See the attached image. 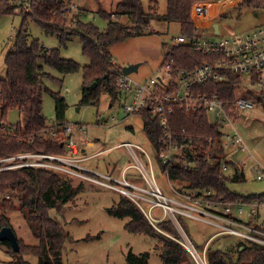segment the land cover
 I'll return each mask as SVG.
<instances>
[{"label": "trees", "instance_id": "1", "mask_svg": "<svg viewBox=\"0 0 264 264\" xmlns=\"http://www.w3.org/2000/svg\"><path fill=\"white\" fill-rule=\"evenodd\" d=\"M70 1L22 0L16 3L17 0H0V16L13 15L18 10L24 16L23 26L16 35L14 49L5 58L7 75L0 78V156L22 152H67L66 143L62 139H54L49 133L51 127L57 131L67 123L65 97L51 91L46 85L47 80L54 79L50 68L64 74L83 69L82 103L97 104L104 89L113 92L117 88L118 77L122 72L123 66L113 61L110 51L113 44L149 30L152 20L177 21L181 26V34L189 39L199 37L201 34L196 19L206 16L209 11V0H167L164 14L159 13L156 0H149L150 7L145 6L144 0H120L111 12L101 9V16L109 20L108 28L101 30L91 22L82 21L80 13L78 21L73 23L69 13L63 12ZM24 2L29 5V9L26 10ZM240 4L255 10L264 9V0H242ZM114 14L118 17L128 16L132 24L121 23L113 18ZM29 19L46 32L58 35L62 44L70 36L80 34L83 52L90 58V63L82 68L77 62L65 58L59 49H48L38 39L31 40L26 28ZM174 49L172 64L175 68L191 69L208 59L207 55L196 52L188 43L180 44ZM93 82L97 84L91 88ZM212 85L215 90H223L229 98H233L236 87L241 86V79L239 76H231L230 82L226 84ZM47 92L56 104L55 126L49 124L43 111L44 94ZM249 95L257 102H264L262 92L250 90ZM14 107H18L20 120L17 124L10 125L7 123V115ZM142 115L145 120L144 129L156 144L163 129L151 111L146 110ZM171 118L172 124L179 131L185 128L190 134L206 136L219 132L204 112H187L176 107ZM2 121L6 124L4 128ZM200 145L208 148L205 142ZM196 148L200 150L199 146ZM240 158L237 152L228 159L229 173L223 170V158L216 156L208 159L202 156L194 159L190 156L175 157L168 163L160 160L159 164L164 172H168L178 191L197 190L202 195L208 192L206 198L216 202H247L259 199L263 204L264 193L243 194L231 188V183L246 181V174L239 163ZM193 160L195 162L191 165ZM82 189L83 183L74 185L72 179L62 177L54 169L46 167H21L0 172V230L5 226L12 227L18 237L20 249L15 251L9 241L1 239L0 246H7L8 252L17 257L14 263L24 264L23 260L29 262L25 256L33 255L38 264H65L63 252L70 237L64 225L51 216L50 210L57 208L62 211L63 206L75 200ZM13 212H19L29 222L32 231L29 241L20 237L13 226ZM107 212L115 217L127 218L125 227L128 230L155 239L164 264H196L188 250L177 240L181 236L168 218L158 220L154 225L140 205L123 193L115 204L107 208ZM177 213L179 221L184 222L183 216L186 215ZM246 223L251 225V222ZM254 226L264 231V220ZM215 240L216 238L211 239L206 248L208 264H264V243L240 236L239 241L228 243L225 249H221L213 246ZM150 257L148 251L138 254L129 251L127 263L151 264Z\"/></svg>", "mask_w": 264, "mask_h": 264}, {"label": "rangeland", "instance_id": "2", "mask_svg": "<svg viewBox=\"0 0 264 264\" xmlns=\"http://www.w3.org/2000/svg\"><path fill=\"white\" fill-rule=\"evenodd\" d=\"M18 1L22 2V0H17L16 3H19ZM119 1L77 0L81 7L80 19L95 24L101 30H106L109 26V20L102 17L100 11L101 9L108 12L115 10ZM156 1L159 13L164 14L167 8V0ZM65 2L68 3L69 0H65ZM241 2L242 0H209L208 14L196 19V25L199 27L201 36L218 39L245 33L263 25L264 9L255 10L240 4ZM144 3L146 7L150 5L149 0H144ZM24 6L26 10L30 8L27 3ZM113 18L124 24H132L131 19L126 15L118 17L117 14H114ZM23 23L24 16L19 10L13 15L0 16V78H5L7 75L5 58L14 49L17 32L22 28ZM214 23L219 25V33L215 32ZM150 26L149 30L110 47L113 61L115 60L118 65L140 63L138 71L130 73L131 77L137 81L149 79L159 72L167 47L181 35V26L177 21L152 20ZM26 28L30 33L31 40L38 39L48 49H59L65 58L77 62L82 68L90 63V58L83 52V40L80 34L70 36L66 43L62 44L58 35L46 32L31 19L27 21ZM49 71L54 79L47 80L46 85L51 91L64 96L67 102L66 124L74 123L84 127L77 133V136L81 138L82 147L86 149V155L103 151L88 161L80 163L84 166L91 164V166L88 165L90 168L105 175L113 176L115 181L112 180L111 182L116 184V189H114L98 182L95 183L92 179H85L81 175L73 173L68 167H65L68 170L58 171L60 176L72 179L74 185L83 183L82 191L75 200L64 205L62 211L57 208L50 210L51 216L64 225L70 237L66 241V248L63 252L65 264H128L129 251L137 254L148 251L151 255V264H164L155 239L146 234L128 230L125 227L127 218L115 217L107 212V208L115 204L123 193L117 187L132 190L141 195L152 190L151 180L143 177L136 167L130 166L123 174L126 166L135 163L125 146L106 150L108 147L119 145L125 141L139 144L148 151L153 162L157 185L170 201L169 205H157L148 198L140 200V207L154 225H156V221L165 218L174 223L179 236H181V239L177 238V240L184 241L183 243L180 241V243L188 250L196 264L199 263L188 245L193 251L196 249L199 256L208 264L206 248L211 239L216 238L213 246L221 249H225L228 243L239 241L240 236L234 233L240 232H222L223 227L221 229L217 225L221 222L205 214L203 211L205 209H202L203 205H185V203L190 204V202L181 200L182 195L173 191L170 180L159 164L156 145L144 129L143 115L130 113L124 108V103L128 101L125 91L119 88L113 92L104 89L97 104H83V69L67 74L53 68H50ZM238 95H245V91H239ZM55 110L54 98L50 93H45L43 111L48 122H50L49 124L54 126L56 122ZM243 114L246 117L240 116L237 120V126L244 137L245 146L238 153L242 157L244 154H250L246 161L240 163L241 169L246 174V181L231 183V188L243 194H263L264 179H260L258 175L260 172L264 173V102L256 101L254 108L242 110L241 115ZM1 117L2 111L0 110ZM19 120L20 112L18 107H14L8 112L7 123L15 125ZM57 131L58 138L54 139H63V128H59ZM88 139L93 140L96 144L87 146ZM137 153L147 164L146 155L139 149H137ZM35 159L29 158L31 161H35ZM227 172L229 173L230 170ZM93 176L99 177L97 173ZM101 178L105 179L104 177ZM119 180H127L136 186L129 188L123 182L119 183ZM152 183L156 188L155 182ZM126 194L128 196L130 193ZM133 197L135 196L133 195ZM223 209V205L215 207L216 211L221 212L224 211ZM232 210L235 216H240L246 225H248L246 222H251V225L248 226L253 228L255 223H261L264 220V205L259 207L256 212H253L255 210L250 207L246 208L243 213H240L236 207H233ZM177 212L186 215V217L183 216L184 222L179 221ZM11 219L18 235L29 241L30 235H32L29 222L19 212H13ZM157 228L159 229V227ZM198 254L196 255L198 256ZM25 259L29 262L23 260L24 264H38L37 258L33 255H26ZM15 260L17 257L8 252L7 246H0V264H16L14 263Z\"/></svg>", "mask_w": 264, "mask_h": 264}, {"label": "built area", "instance_id": "3", "mask_svg": "<svg viewBox=\"0 0 264 264\" xmlns=\"http://www.w3.org/2000/svg\"><path fill=\"white\" fill-rule=\"evenodd\" d=\"M80 11L81 7L77 0H71L63 9V12L69 13V18H71L73 23L78 21ZM150 28L151 26H149ZM183 43H188L196 52L207 55L208 59L191 69L175 68L172 64L175 56L174 47ZM231 76H239L241 79V86L236 87L235 97L233 98H229L223 90H215L212 85V83L226 84L230 82ZM116 86L120 90L125 91L128 97V101L124 103V108L127 111L133 114H142L149 110L153 116L157 117L163 129L155 144L159 161L168 163L175 157L190 156L194 159L202 156L208 159L216 156L223 158V170L228 171L230 168L227 162L228 159L245 146V140L237 126V120L240 116L246 117L244 114L241 115L242 110H252L255 106L256 100L249 95V91L256 90L264 93V24L245 33L218 39L203 36L189 39L186 35L181 34L167 47L159 72L156 75L144 81H137L130 74H125L122 71L119 74ZM242 90L245 91V95H238V92ZM176 107L187 112L198 111L207 113L219 132L216 135L206 136L205 134H190L185 128L179 131L172 124L171 118ZM2 127H6L3 121ZM61 128H63L62 140L63 143H66V153L22 152L0 156V172L34 166L46 167L58 172L68 167L73 173H77L85 179H92L95 183L98 182L116 189V184L111 182L112 180L115 181L113 176L96 171L86 163L87 166L80 163L88 161L103 152L97 151L91 153L92 155H86V149L82 147L81 138L77 136V133L83 130L84 127L79 124L68 123ZM49 133L50 136L58 138V132L53 127H51ZM204 142L208 144V148H202L200 144ZM95 144L90 139L86 142L87 146H94ZM118 146H125L135 161L134 164L124 168L123 174L130 166L136 167L143 177L149 181L151 180L152 190L141 195L122 187L117 188L124 194L130 193L128 196L138 205H141L140 200L148 198L157 205H169L168 197L166 198L163 195L161 188L157 185L153 162L148 151L141 145L130 141L108 147L106 150H112V148ZM198 146L200 150H197L196 147ZM222 148L225 151H223L225 155L222 152ZM137 149L146 155L147 164L143 162L137 153ZM249 155L248 153L244 154L243 157L241 156L239 163L246 161ZM29 158L36 159L31 161ZM194 162L195 160L191 162V165ZM95 173L99 177H94L93 174ZM165 173L170 180L168 172ZM258 177L264 179V173L260 172ZM120 182L129 186V188L136 186L127 180H119ZM152 182H155L156 188H154ZM170 185L175 193L182 195L183 198L181 200L190 202V204L185 203V205H206L210 207L205 208L202 206V209H205L203 210L205 214L221 222L217 223V225L221 229L223 227L222 232L234 233L238 231L240 233L234 234L264 243V231L246 225L242 222L240 216H235L232 210L233 207H236L240 213H243L246 208L250 207L255 210L253 212H256L259 207L264 205V203L261 204L259 199L247 202L239 200L216 202L206 198L205 195H208V192L203 195L197 190L188 192L184 190L181 192L178 191L176 184L171 180ZM6 197H9V195H6ZM173 199L170 200L172 201ZM217 205H223L224 211H216L215 207ZM179 241L184 242L182 240ZM188 248L194 255V251L189 245ZM194 250L196 251V249ZM204 264H207V262L205 261Z\"/></svg>", "mask_w": 264, "mask_h": 264}, {"label": "water", "instance_id": "4", "mask_svg": "<svg viewBox=\"0 0 264 264\" xmlns=\"http://www.w3.org/2000/svg\"><path fill=\"white\" fill-rule=\"evenodd\" d=\"M256 15H258V12L256 13ZM213 28H214L216 33L220 32V28H219V25L217 23L213 24ZM139 66H140V63L128 64V65H125V66L122 67V71L125 74H130L132 72L138 71ZM96 84H97L96 82L91 83V85H90L91 88H94L96 86ZM0 239L9 241L11 246H12V248L15 251H19L20 244H19V241H18V237H17V235H16V233L13 230L12 227H10V226L3 227L0 230Z\"/></svg>", "mask_w": 264, "mask_h": 264}, {"label": "bare ground", "instance_id": "5", "mask_svg": "<svg viewBox=\"0 0 264 264\" xmlns=\"http://www.w3.org/2000/svg\"><path fill=\"white\" fill-rule=\"evenodd\" d=\"M196 254H198V252L194 250V256L197 259L198 263L199 264H204V260L202 259V257H200L199 254H198V256ZM198 257L200 258V260H199Z\"/></svg>", "mask_w": 264, "mask_h": 264}, {"label": "crops", "instance_id": "6", "mask_svg": "<svg viewBox=\"0 0 264 264\" xmlns=\"http://www.w3.org/2000/svg\"><path fill=\"white\" fill-rule=\"evenodd\" d=\"M257 13V12H256ZM115 61V60H114ZM87 165H90L91 166V164H87Z\"/></svg>", "mask_w": 264, "mask_h": 264}]
</instances>
